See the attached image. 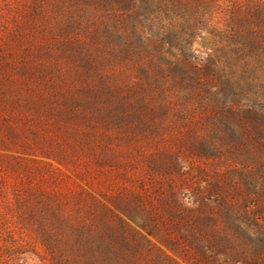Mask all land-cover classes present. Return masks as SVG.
I'll list each match as a JSON object with an SVG mask.
<instances>
[{
    "label": "trees",
    "instance_id": "trees-1",
    "mask_svg": "<svg viewBox=\"0 0 264 264\" xmlns=\"http://www.w3.org/2000/svg\"><path fill=\"white\" fill-rule=\"evenodd\" d=\"M55 2L67 17L56 22L54 30L61 36L55 44L44 47L43 53L53 59L39 68L22 65L21 73L34 74L36 81H24L25 97H15L18 106L51 116L58 128L71 129L68 135L87 144L100 131L101 138L114 136L119 142L152 134L163 148L150 152L149 160L152 168L166 173L171 170L169 155L177 173L181 171L180 157L163 143L165 127L176 132L166 126L169 116L182 120L187 140L201 137L210 142L200 139L191 153L215 155V138L218 152L248 144L264 155V134L254 131L256 125L264 127V0ZM207 35V42L195 46ZM41 82L49 90H42ZM193 115L209 123L210 135H196L186 121ZM115 149L102 143L100 159L109 153L115 158ZM165 179L163 186L174 193L172 179ZM128 192L127 197L116 194L109 199L126 211L134 206L131 202L145 208L148 218L142 225L148 230L126 227L120 217L111 223L105 214L112 208L98 202L102 211L88 223L96 242L81 239L92 250L84 264H181L152 242L150 236L158 230H167L163 243L172 251L183 246L182 237L188 242L185 252L193 248L199 261L237 260L239 246L226 231L207 228L212 219L203 216V208L197 212L181 200L172 203L167 194L154 205L150 197ZM262 249L243 258L245 264H264V245ZM58 261L75 263L63 256Z\"/></svg>",
    "mask_w": 264,
    "mask_h": 264
},
{
    "label": "rangeland",
    "instance_id": "rangeland-1",
    "mask_svg": "<svg viewBox=\"0 0 264 264\" xmlns=\"http://www.w3.org/2000/svg\"><path fill=\"white\" fill-rule=\"evenodd\" d=\"M55 1L0 0V264H58L62 256L84 264L92 250L81 239L96 242L95 229L88 223L102 211L98 202L112 208L105 214L111 223L117 224L120 217L126 227L145 233V208L131 202L134 206L126 211L109 199L130 190L150 197L154 205L167 194L172 203L181 200L197 212L203 208V216L207 213L212 219L207 228L226 231L239 246L237 260L230 264H245L249 254L263 250L264 245V155L252 145L218 152L219 142L214 138L215 155L191 153L193 144L202 138L187 140L186 129L180 127L182 120L169 116L166 126L176 132L165 127L163 143L180 157L181 171L177 173L169 155L171 170L166 173L152 168L149 160L150 152L163 148L152 134L119 142L114 136L101 138L100 131L87 144L68 135L71 129L58 128L51 116L15 103L16 94L25 97L24 81H36L34 74L21 73L22 65L32 63L39 68L53 59L43 50L61 36L54 27L67 17ZM209 39V35L198 39L195 46ZM40 84L42 90H49ZM199 116L186 121L196 135H210L209 123L198 122ZM78 127L81 134L84 125ZM263 129L256 125L254 131L264 134ZM102 143L116 148L115 158L109 153L100 159ZM165 176L172 179L174 193L163 186ZM182 228L188 230L186 225ZM166 231L158 230L150 239L179 263L213 264L199 261L193 248L187 254L183 246L188 242L182 237L183 246L168 249L163 243Z\"/></svg>",
    "mask_w": 264,
    "mask_h": 264
}]
</instances>
